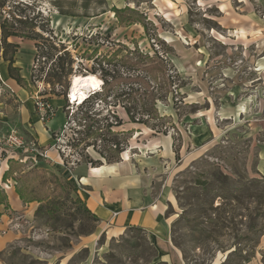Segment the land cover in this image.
Instances as JSON below:
<instances>
[{"label":"rangeland","instance_id":"374dc122","mask_svg":"<svg viewBox=\"0 0 264 264\" xmlns=\"http://www.w3.org/2000/svg\"><path fill=\"white\" fill-rule=\"evenodd\" d=\"M19 2L44 20L25 29L31 38L9 39L20 46L16 63L26 68L43 43L56 56H69L61 81L49 78L57 63L47 57L38 69L32 63L21 85L5 82L0 72V190L8 199L0 212L21 233L0 254L5 262L55 264L63 257L69 264H264V0H8L4 9ZM113 7L136 13L126 11L120 21ZM137 19L146 28L130 24ZM240 29L245 38L236 34ZM150 59H165L175 83L170 87L160 73L149 77V91L158 99L152 119V104L138 101L146 92L138 90L139 74ZM86 74L112 86L84 106L94 107L93 118L52 134L61 166L8 145L16 131L25 144L45 150L26 128L32 124L30 107L38 116V97L67 98L71 77ZM126 109L147 124L131 123ZM144 110L149 111L142 115ZM120 119L124 125L109 127ZM92 125L94 135L86 136ZM151 140L169 154L145 148ZM114 141L121 143L119 153ZM127 151L137 164L151 161L145 165L153 193L170 196L162 241L135 226L122 234L102 232L76 193L56 188L55 177L69 180L66 171L78 164L119 162ZM11 160L15 170L4 178ZM35 169L44 172L47 185L36 172L23 177ZM17 190L26 201L50 199L22 200L24 211L14 210L10 199L19 197Z\"/></svg>","mask_w":264,"mask_h":264},{"label":"crops","instance_id":"0c3cea01","mask_svg":"<svg viewBox=\"0 0 264 264\" xmlns=\"http://www.w3.org/2000/svg\"><path fill=\"white\" fill-rule=\"evenodd\" d=\"M169 6L171 9L173 8L171 4ZM236 34L239 39L246 37L244 29H240ZM34 53L32 54L34 55ZM32 59L24 69L22 68L24 66L20 65L18 61L16 63L19 64L18 68L22 69L21 74L24 78L28 79L31 75V66L34 62V59ZM0 72L5 82L17 84L9 76L8 62L3 60L1 51ZM50 102L57 110L56 115L46 124H43L36 115L33 105L30 107L31 112H33L31 116L32 124H29L26 128L43 149L49 150V156L55 161L56 166H61L59 152L54 149V146L52 147L54 144L52 134L63 130L66 126L67 115L63 107L69 104V100L59 97L57 100L51 99ZM147 132L145 131L144 134H147ZM139 136L140 134L137 132L134 135V139ZM153 144L157 143L151 140L149 146H144H147L145 148L158 149L160 152L169 154L168 147H159V145L155 146ZM157 154L159 155L158 152ZM122 158L119 162L102 163L96 167L78 164L73 171L65 170L66 176L69 180L77 182L78 195L99 221V227L102 232L108 231L110 235L122 234L127 228L135 226V228L148 231L150 236L162 241L167 235L169 226L167 211L171 202L170 196L168 193L162 192L161 196L158 197L153 193V186L148 177L149 174H146L148 168L145 165L150 164L151 161H145L142 157V160L137 159L140 161V164H137L134 160H131L130 151L124 152ZM10 200L14 210L24 211L25 204L19 197L12 195ZM15 227L17 228L18 224H15L13 218L6 212L1 211V255L9 251L11 246L19 240L21 233ZM1 255L0 264H7ZM55 264H69V260L62 257Z\"/></svg>","mask_w":264,"mask_h":264},{"label":"trees","instance_id":"16d2710c","mask_svg":"<svg viewBox=\"0 0 264 264\" xmlns=\"http://www.w3.org/2000/svg\"><path fill=\"white\" fill-rule=\"evenodd\" d=\"M8 0H0V14L3 17L2 21L0 20V43H1V53H2V58L5 62H8V72H9V76L11 79L15 80L17 82L18 85H21L23 82H25V79L22 77L21 75V69L18 67H15L16 64V54L19 50V44L17 43H13V42H9L10 38H31V33L25 32V29H34L37 26L38 21L40 20H44L43 16L40 13H35V10L32 9V6H29L28 4H25L23 2H19L18 4L15 3H10L8 8H10V10L6 11L4 8L7 5ZM111 11H113L115 13V16L118 20L123 21V16L122 14L126 11H130L131 13H136V11L134 9H130V8H125V9H118L113 7L111 9ZM7 14V15H4ZM64 14V13H63ZM5 16V17H4ZM47 22H49L47 20ZM133 23H140L143 24V26L146 28V25L144 23V21H141L139 19L137 20H133V22H130V24ZM19 27L18 29L16 27ZM41 51L37 52L36 57L40 56V57H44V58H48L50 60H54L55 64V68L53 69L52 73L49 74V78L56 77L59 81L62 80L63 78V70L65 69L64 64H65V58L67 56H69L68 52H65L64 55H59L56 56V54L51 53L50 51H48V46L46 44H41L40 47ZM49 48L55 49L54 51L56 52L57 49L53 47V45L49 46ZM35 57V58H36ZM149 58V57H148ZM56 59V60H55ZM100 67H102L100 65ZM61 69V71H57V69ZM170 70L168 69V63L165 61V59H160V60H153L150 59L149 62L146 63V65H144L142 67V74H139V84L141 86V88H139L138 90L140 91V89H144L146 92L144 94H140L139 93V99L138 101L142 104L145 105L146 103L150 102L152 104L151 107V113H148L149 110H144V112L142 113V115H145L144 113H148L147 117L149 118H156L157 114H158V110H157V101L158 99L156 98V95H154V91L150 92V76L151 75H156L158 73L162 74L163 76L167 77L166 81L168 83V85L170 87L173 86L174 80H173V76L170 74L169 72ZM108 75V72L106 73ZM142 76V77H140ZM113 81H109L108 79H106L102 85V88L100 90H97L95 93L91 94L80 106V113L75 115L74 119L72 118V122L73 123H84L86 121V118H93V116L95 115L93 113V109L92 108H86L83 109L84 106L88 105L91 101V99L93 97H98L101 93H103L104 87H108L112 84ZM112 86V85H111ZM111 91V90H109ZM170 93H172V91H170ZM93 106V105H92ZM127 111V115L130 118L131 123L134 124H147L145 120L143 119H136L135 115L131 112L130 109H126ZM81 115V117H80ZM151 115V116H150ZM95 118V117H94ZM98 121V120H97ZM99 122V121H98ZM96 124V123H93ZM122 125H124V122L122 121V119L116 121L115 124H111L109 125L110 128L115 127H121ZM81 126V125H80ZM94 128V126H89L87 127V131H86V136H91L94 135V132L92 131ZM80 132V131H79ZM81 141V140H80ZM73 143H76V141L72 142V146ZM90 146V145H88ZM111 147L115 150L116 153H119V151H121V143H117V142H113L111 144ZM104 159L109 160L106 156H103ZM109 162H111L109 160ZM10 165V170L6 173V175L4 176V178H8V176L10 175V172H14L15 168L12 166V163H15V161H10L9 162ZM91 164H94L93 161H91ZM102 162H99L98 165H101ZM34 168H37L36 166ZM50 168V166H49ZM51 171H53L51 169ZM32 172H36V174H39L43 180V185H47V179L46 177L43 175L44 172L37 171L35 170H31L29 173H25L23 175V177H28L29 175L33 174ZM55 174V173H54ZM55 185L56 188H61V187H67L69 188L73 193L77 194V198L76 201L79 202V204L81 206H83L85 208V210L87 212H90L89 209L87 208V206L85 205V203L82 201V199L79 197L78 195V185L77 183L73 182V181H61L58 177H55ZM17 194L19 195L20 199L25 201V202H32V201H38V202H44L48 199H50V196L46 195L44 197L38 198V199H34L32 201H26L25 197L23 195V192H21V190H17L16 191ZM7 196L0 190V206L4 205L7 203ZM1 215V212H0ZM91 215L96 219L95 215H93L91 213Z\"/></svg>","mask_w":264,"mask_h":264},{"label":"built area","instance_id":"2783aa9c","mask_svg":"<svg viewBox=\"0 0 264 264\" xmlns=\"http://www.w3.org/2000/svg\"><path fill=\"white\" fill-rule=\"evenodd\" d=\"M44 59H46V58L37 56L34 59V62H33L34 69H38L39 64L41 62L45 61ZM35 106H36V109H37V112H38L39 119L43 123H47L51 118H53L56 115V112H57L56 108H54L51 105V103L47 99H45L43 97H41V98L38 97L36 99ZM77 107H78V105L74 106L73 103L71 102V100H69V104L66 107V109L68 111V118H67L68 121L66 122L65 128L68 129V126H70V124L73 123L72 122V117L74 116ZM58 138H60V137H58ZM21 139L22 138L19 137L18 132L11 131L9 133L8 137H7V142H8V145L15 146L17 149H26V150H24L26 153L28 151H30L31 153H34L35 154L34 156L36 158L37 157H41V158H46L48 160L49 159L52 160V158H50V156H48V151L47 150L39 149L37 147L36 143H30L29 145H27ZM61 152L63 154V151H61Z\"/></svg>","mask_w":264,"mask_h":264},{"label":"bare ground","instance_id":"6f19581e","mask_svg":"<svg viewBox=\"0 0 264 264\" xmlns=\"http://www.w3.org/2000/svg\"><path fill=\"white\" fill-rule=\"evenodd\" d=\"M102 81L94 74L78 75L71 77L68 100L73 105H81L91 94L101 89Z\"/></svg>","mask_w":264,"mask_h":264},{"label":"water","instance_id":"95a60500","mask_svg":"<svg viewBox=\"0 0 264 264\" xmlns=\"http://www.w3.org/2000/svg\"><path fill=\"white\" fill-rule=\"evenodd\" d=\"M68 97H69V96H68ZM68 97H67V98H68Z\"/></svg>","mask_w":264,"mask_h":264}]
</instances>
